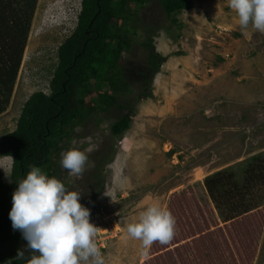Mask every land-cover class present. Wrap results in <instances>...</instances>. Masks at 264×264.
Segmentation results:
<instances>
[{
    "label": "rangeland",
    "instance_id": "374dc122",
    "mask_svg": "<svg viewBox=\"0 0 264 264\" xmlns=\"http://www.w3.org/2000/svg\"><path fill=\"white\" fill-rule=\"evenodd\" d=\"M191 6L172 24L156 0L132 5L123 65L129 88L115 103L133 109L129 130L110 134L117 105L93 112L54 156L55 177L110 228L97 238L105 264H264V33L242 31L228 0ZM80 11L81 0L37 1L9 107L0 115V140L16 129L32 94L49 93L58 48ZM150 36L167 57L153 79L142 47ZM94 96L86 98L89 106ZM73 146L90 149L81 177L60 165ZM11 164L0 157L5 183ZM217 173L232 176L218 206L204 185ZM156 203L175 217L176 234L167 245L142 249L126 227Z\"/></svg>",
    "mask_w": 264,
    "mask_h": 264
},
{
    "label": "trees",
    "instance_id": "16d2710c",
    "mask_svg": "<svg viewBox=\"0 0 264 264\" xmlns=\"http://www.w3.org/2000/svg\"><path fill=\"white\" fill-rule=\"evenodd\" d=\"M37 1L0 0V115L9 107ZM144 1L81 0L78 24L58 48V63L49 83V93L32 94L22 107L16 129L0 140V157L12 160L10 182L5 183L0 178V264H26L16 256L19 250H26L27 241L19 230L13 229L9 217L18 182L26 177L33 165L40 167L49 177H55L57 170L52 169L54 156L72 138L73 130L93 112L112 109L117 105L118 94L127 93L129 84L123 75L124 53L131 49L127 29L135 14L132 5ZM156 1L171 23L176 24L174 16L189 10L193 0ZM142 47L147 53L153 79L167 57L156 51L151 36L146 38ZM147 85L150 87V82ZM92 94L95 98L89 106L86 98ZM148 95L140 98L145 99ZM117 108L120 115L109 129L112 137L122 136L129 130L133 116V109L125 104L119 103ZM113 153L114 149L107 156L110 158ZM109 158L104 165L110 162ZM228 180H232L231 175L226 178L225 173H217L204 182L217 206L221 195H227ZM247 212L248 208L239 210L223 221Z\"/></svg>",
    "mask_w": 264,
    "mask_h": 264
},
{
    "label": "clouds",
    "instance_id": "9594fccd",
    "mask_svg": "<svg viewBox=\"0 0 264 264\" xmlns=\"http://www.w3.org/2000/svg\"><path fill=\"white\" fill-rule=\"evenodd\" d=\"M228 7L235 12L242 31L251 28L264 33V0H228ZM88 151L75 146L64 151L61 167L81 177L88 164ZM17 185L9 217L13 229L27 241L26 250L17 252V260L26 264H105L96 243L98 228L90 222V209L80 203L79 191L69 190L35 165ZM126 233L140 241L142 249L156 242L167 245L176 234V219L156 203L143 210L136 222L129 223Z\"/></svg>",
    "mask_w": 264,
    "mask_h": 264
},
{
    "label": "built area",
    "instance_id": "2783aa9c",
    "mask_svg": "<svg viewBox=\"0 0 264 264\" xmlns=\"http://www.w3.org/2000/svg\"><path fill=\"white\" fill-rule=\"evenodd\" d=\"M90 222L93 223V224H95L96 227L98 228V232H97V236H96V243H97V238L99 237L100 230H101L102 228H103V229H107V230H109L110 228H109L107 225H105L104 222L101 221V219H97V215H96V214H95V215H92V216L90 217ZM104 225L107 226V228L104 227ZM97 246H98V244H97Z\"/></svg>",
    "mask_w": 264,
    "mask_h": 264
},
{
    "label": "flooded vegetation",
    "instance_id": "af4514ba",
    "mask_svg": "<svg viewBox=\"0 0 264 264\" xmlns=\"http://www.w3.org/2000/svg\"><path fill=\"white\" fill-rule=\"evenodd\" d=\"M92 215H95V214L91 212V216H92Z\"/></svg>",
    "mask_w": 264,
    "mask_h": 264
}]
</instances>
